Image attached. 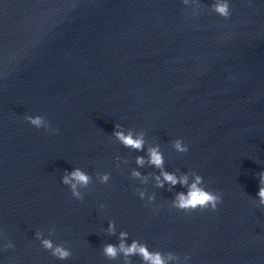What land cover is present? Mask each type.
Returning <instances> with one entry per match:
<instances>
[{
    "label": "water",
    "instance_id": "1",
    "mask_svg": "<svg viewBox=\"0 0 264 264\" xmlns=\"http://www.w3.org/2000/svg\"><path fill=\"white\" fill-rule=\"evenodd\" d=\"M211 2L193 15L182 0H0V242L16 245L0 249L3 264H122L101 252L117 242L109 220L190 264H264V209L253 201L264 169V0H231L228 19ZM115 122L159 143L167 170L202 175L222 197L217 210L172 208L179 184L131 178L144 153L111 136ZM177 137L186 153L172 148ZM74 166L93 176L82 200L60 182ZM137 186L155 193L152 206ZM50 226L67 260L35 238Z\"/></svg>",
    "mask_w": 264,
    "mask_h": 264
},
{
    "label": "clouds",
    "instance_id": "2",
    "mask_svg": "<svg viewBox=\"0 0 264 264\" xmlns=\"http://www.w3.org/2000/svg\"><path fill=\"white\" fill-rule=\"evenodd\" d=\"M185 6L192 8L193 15L198 14V9L201 7L200 0H182ZM231 0H212L208 6L210 12L217 14L220 17L228 19L231 15L230 11ZM24 119L37 129H44L53 134L58 133L59 129L53 127L51 122L40 114H26ZM111 136L119 142L123 147L136 152H143L144 155L135 157L136 167L132 168L129 176L139 181L140 185H148L150 180L154 182L155 188H163L168 186L169 191H173L175 186L179 184L181 191H175L169 206L179 210H196L209 209L216 211L217 206L222 202V197L219 193L209 190L204 182V177L195 171H180L175 169L169 171L165 168V155L161 150L159 143L149 144L146 139L144 130H136L132 127H125L119 122L113 125ZM172 148L177 153H186L188 145L184 143L180 137L171 141ZM118 162L127 163V160L119 155L115 157ZM145 165L151 166L158 171L152 173H142L140 171ZM120 164H117L119 167ZM258 191L256 198L253 201L258 208L264 209V169L258 174ZM96 182L99 184H108L111 179V173L97 172L95 174ZM93 176L79 166H74L71 170L65 169L60 177V182L66 185L72 197L77 200H82L84 192L92 182ZM135 193L141 200L145 201V207H150L156 201V195L149 192L145 187L137 186L134 189ZM101 208L104 206L101 205ZM55 226H50L47 229V235L39 228L34 231L35 238L40 242V245L48 250L50 255L60 261L67 260L72 255V250L65 243H56L51 237L55 233ZM105 231L116 236L117 242H104L101 246V252L109 261L120 260L122 264H133L132 257H139L140 264H190L191 256L188 253L183 255V258L174 251H161L159 249H150L144 241L131 238L127 230L117 231V225L114 220L108 221V226ZM2 235V233H0ZM130 241V242H129ZM15 243L12 240L0 242V249L15 248ZM3 264V261H0Z\"/></svg>",
    "mask_w": 264,
    "mask_h": 264
}]
</instances>
